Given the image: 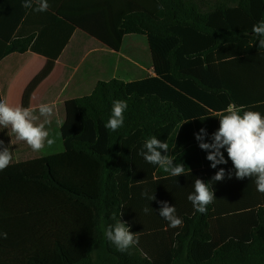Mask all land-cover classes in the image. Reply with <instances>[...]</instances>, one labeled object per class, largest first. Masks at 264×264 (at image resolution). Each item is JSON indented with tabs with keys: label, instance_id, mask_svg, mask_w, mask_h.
<instances>
[{
	"label": "trees",
	"instance_id": "1",
	"mask_svg": "<svg viewBox=\"0 0 264 264\" xmlns=\"http://www.w3.org/2000/svg\"><path fill=\"white\" fill-rule=\"evenodd\" d=\"M98 4L89 3L80 18L60 11L70 20L68 37L77 27L119 52L126 36H144L155 76L99 82L90 95L67 101L64 151L51 157L61 165L45 158L22 182L0 180V197L25 203L27 183L45 202L0 218V234H7L0 235V264H264V193L254 178L237 179L231 160L212 168L194 135L204 128L211 142L217 113L231 104L264 115V49L252 31L264 20V0H126L115 11ZM28 49L12 44L4 55ZM60 51L26 90L23 107ZM116 100L127 109L123 126L112 131L105 125ZM153 136L184 163V175L172 177L138 155ZM86 161L96 166L88 195L74 191L65 173L81 174ZM220 168L225 178L209 182ZM195 178L209 182L216 197L203 214L187 199ZM162 201L175 206L182 227L159 215ZM113 217L138 237L126 252L105 236Z\"/></svg>",
	"mask_w": 264,
	"mask_h": 264
},
{
	"label": "crops",
	"instance_id": "2",
	"mask_svg": "<svg viewBox=\"0 0 264 264\" xmlns=\"http://www.w3.org/2000/svg\"><path fill=\"white\" fill-rule=\"evenodd\" d=\"M123 1L126 0H48V10L38 12L33 10L37 6L35 2L32 8L26 9L22 7L23 0H0V100L13 107H23L26 90L59 50L50 75L34 90L28 103V108L37 110L34 114L39 119L35 123L50 121L45 124L47 130L54 126L61 130L66 120L65 103L90 95L99 82L113 79L133 82L154 77L146 37L126 36L120 51L115 52L77 27L69 38L70 20L59 14L65 11L69 16L80 18L89 3H99L108 11H115ZM140 38L146 40L144 49L149 62L137 52V39ZM128 42L132 57L123 53ZM12 44L17 47L28 45L29 49L25 53L5 56L6 46ZM32 47L40 51H33ZM118 74L121 77H117ZM41 104L55 105L50 117L39 116ZM3 137L9 139L8 145L17 154L21 141L16 139L10 127L0 126V140ZM20 163L16 155L6 169Z\"/></svg>",
	"mask_w": 264,
	"mask_h": 264
},
{
	"label": "clouds",
	"instance_id": "3",
	"mask_svg": "<svg viewBox=\"0 0 264 264\" xmlns=\"http://www.w3.org/2000/svg\"><path fill=\"white\" fill-rule=\"evenodd\" d=\"M34 2L37 5L34 11L43 12L49 8L48 0H23L22 7L32 8ZM252 31L259 37L258 48L264 49V20L254 24ZM54 107V104L39 105V116L50 117ZM126 109V101H114L111 116L105 127L112 131L122 127ZM35 111L37 110L32 108L13 107L0 100V126L5 129L10 127L18 141L27 143L33 151H40L45 147V142L52 145L54 141L49 139V132L45 128V124L50 121L46 119L43 123H35L39 119L34 114ZM217 118L219 127L212 133L211 142H205L208 133L204 128L194 134L199 142V148L208 153L206 159L211 162L212 168L227 164L228 160H231L235 169V177L237 179L254 178L257 191L264 193V115L231 104L223 112L217 113ZM225 152L227 159H225ZM168 153L167 142L153 136L144 142L138 155L142 156L147 163L159 166L172 177L184 175L186 170L184 163H175ZM11 162L12 154L0 140V171L6 169ZM225 175V169L220 168L209 182L222 181ZM228 178L231 179V172L228 173ZM209 182L195 178L193 191L187 197L195 211L201 214L207 212V206L216 198L213 188L209 187ZM142 196H146L150 201L156 200L154 194L149 195L144 192ZM160 203L159 215L168 222L169 227H182L183 220L176 214L175 206H170L166 201ZM144 211L147 213L149 209L145 208ZM113 219L115 223L106 227L105 236L118 251L126 252L138 243V237L120 218L113 217ZM0 235L7 237L6 233Z\"/></svg>",
	"mask_w": 264,
	"mask_h": 264
},
{
	"label": "rangeland",
	"instance_id": "4",
	"mask_svg": "<svg viewBox=\"0 0 264 264\" xmlns=\"http://www.w3.org/2000/svg\"><path fill=\"white\" fill-rule=\"evenodd\" d=\"M145 44H146L145 39H141V38L137 39L136 49H137V52L141 54V57L143 58V60H148V59L150 60V58L148 56L146 57L145 55V49H144ZM128 46H129V42L127 43V46L123 50V53H125L128 57H132L130 55L131 50L128 48ZM109 75L111 76L112 73H110ZM117 77H121L120 74H118ZM48 132H49V139H52L54 141L52 145H48L45 142V147L43 149H41L40 151H33L29 146L24 145L23 144L24 142L21 141L22 146H19L20 150L17 152V154H15L14 153L15 150L8 145L9 139H7L6 137L1 138V140L4 142V146L9 148L10 149L9 151L11 152V154L14 155L12 157V160L16 159V155H17L19 158V162L21 163L20 165H11L7 170L1 171L0 180L3 177H5L9 182L10 180L15 183H19L20 181L22 182L24 175H31L35 171L38 170L41 160L44 157L47 159H50V161L55 162L57 167L58 165H61L62 158H60V160L58 159L54 160L51 158L52 156L63 153L64 151L60 130L54 126V127L49 128ZM5 135L7 134L5 133ZM90 163L86 161L84 167L81 166L82 168L80 169L82 170L81 174H74L70 171H67V172L65 171V173H67V175H70L71 178L75 180L74 182L77 184L78 188H72L74 191L88 195L89 192H86L85 187L89 185V182H90L89 179L93 177V172L96 170L95 169L96 166L92 162ZM59 168L61 169V167ZM57 180L61 184H64V186L68 187V184H65L64 182H62V179L57 178ZM10 184L13 186H19L18 184H12V183ZM35 187H34V184L25 183V195L27 197V201L25 203L13 201L12 199H9L6 197L4 198L1 196L0 203L2 205H0V218L4 216H8L10 214L11 215L23 214V213H26V211L28 210H35L39 207L44 206L45 202L42 200V198H39L38 195L40 194L36 192ZM24 222L25 221H22V225L24 224ZM20 223L21 222H19V224ZM20 236L22 235L20 234L19 237Z\"/></svg>",
	"mask_w": 264,
	"mask_h": 264
}]
</instances>
